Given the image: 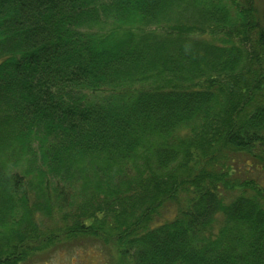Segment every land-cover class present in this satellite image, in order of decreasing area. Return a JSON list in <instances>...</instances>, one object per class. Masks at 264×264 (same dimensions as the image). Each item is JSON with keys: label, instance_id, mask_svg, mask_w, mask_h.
I'll return each instance as SVG.
<instances>
[{"label": "trees", "instance_id": "16d2710c", "mask_svg": "<svg viewBox=\"0 0 264 264\" xmlns=\"http://www.w3.org/2000/svg\"><path fill=\"white\" fill-rule=\"evenodd\" d=\"M83 238L264 264L256 0H0V264Z\"/></svg>", "mask_w": 264, "mask_h": 264}, {"label": "rangeland", "instance_id": "374dc122", "mask_svg": "<svg viewBox=\"0 0 264 264\" xmlns=\"http://www.w3.org/2000/svg\"><path fill=\"white\" fill-rule=\"evenodd\" d=\"M256 1L260 8L261 15L264 18V0H256ZM260 175L261 174H256V172L253 173L248 172V173H243L242 176L240 175V178L242 180L250 179L252 177L260 179L261 178L259 177ZM234 191L235 190L231 191L229 195L234 193ZM163 213H165V211ZM166 220H168V218L166 215L163 214L160 217H158L156 221H166ZM60 242H57L56 244ZM75 242L76 243L73 244L72 248L67 250H65L66 248L65 245H60V246L58 245L57 246V248L59 249L58 252L52 255H48L50 253V249L52 246L45 248L41 252L37 253L35 256L32 257L34 261L29 262L30 261L29 260L25 264H82V263L100 264L99 263L100 261L98 260L101 259L103 253L105 254L107 250L110 251L113 250V248L114 250H117L115 242L103 243L101 241L89 239V238L87 239L83 238Z\"/></svg>", "mask_w": 264, "mask_h": 264}]
</instances>
